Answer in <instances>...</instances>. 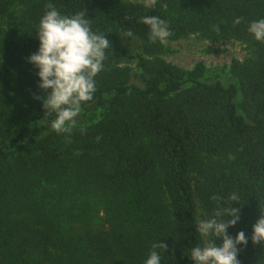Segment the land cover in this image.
Instances as JSON below:
<instances>
[{"label":"trees","instance_id":"1","mask_svg":"<svg viewBox=\"0 0 264 264\" xmlns=\"http://www.w3.org/2000/svg\"><path fill=\"white\" fill-rule=\"evenodd\" d=\"M49 3L110 41L82 105L101 118L59 134L27 61ZM146 16L167 22V40L233 37L255 57L232 67L239 85L209 79L203 62L185 70L162 57ZM261 18L264 0H0V264H144L159 242L161 264H193L199 206L202 220L237 208L227 231L248 237L240 264H264L251 240L264 212V42L248 32Z\"/></svg>","mask_w":264,"mask_h":264},{"label":"clouds","instance_id":"2","mask_svg":"<svg viewBox=\"0 0 264 264\" xmlns=\"http://www.w3.org/2000/svg\"><path fill=\"white\" fill-rule=\"evenodd\" d=\"M141 22L150 29V40L165 42L171 35L165 20L156 16H146ZM234 23H240L237 18ZM248 32L255 40L264 42V18L249 23ZM36 38L39 47L27 57V61L36 69L38 89L44 93L42 107L45 116L55 114L51 121L53 131L67 133L77 123L82 105L93 100L96 91V76L104 69L106 50L110 41L105 34L92 30L85 14L64 15L52 4L41 16L36 26ZM40 100V96H36ZM229 199L239 201L236 194ZM240 220L239 210L235 207L217 209L209 218L199 222L198 231L205 238L204 246L191 249L193 264H240L239 246L248 244L244 231L233 237L228 233ZM222 239L217 246L216 241ZM252 243L264 242V212L253 225ZM164 251L166 245L159 242L153 246L144 264H161V255L155 250Z\"/></svg>","mask_w":264,"mask_h":264},{"label":"rangeland","instance_id":"3","mask_svg":"<svg viewBox=\"0 0 264 264\" xmlns=\"http://www.w3.org/2000/svg\"><path fill=\"white\" fill-rule=\"evenodd\" d=\"M133 1L148 6H152L154 3V0ZM164 46L165 50L162 53V57L169 63L177 65L185 70H192L198 62H203L207 69V77L209 79L218 77L226 85H239L237 77H235L232 72V67L235 62H244L255 57L254 49L245 41L233 37L210 39L202 33H192L179 39L166 40ZM122 65L129 66L134 69V72L138 71L134 62H123ZM136 82L139 83L137 80ZM240 101L241 99L239 102ZM100 118L101 111L89 107L87 113L82 110L74 127L83 128L98 121ZM198 212L200 220L202 221L203 211L200 206Z\"/></svg>","mask_w":264,"mask_h":264}]
</instances>
